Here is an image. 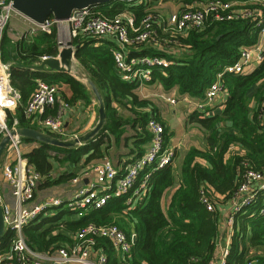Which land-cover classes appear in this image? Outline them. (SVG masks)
<instances>
[{
  "label": "trees",
  "instance_id": "trees-1",
  "mask_svg": "<svg viewBox=\"0 0 264 264\" xmlns=\"http://www.w3.org/2000/svg\"><path fill=\"white\" fill-rule=\"evenodd\" d=\"M182 1L191 4L205 0ZM93 8L108 17L128 10L137 24L145 15L141 7H130L126 0H112ZM259 32L254 21L211 23L205 30L192 31L187 38L181 39L188 49L180 57L172 59L155 49L136 53L161 55L173 62L169 67L156 68L153 75L154 81H158L167 93L177 89L182 95L202 98L217 76L223 75L222 85L229 94L223 109L215 115L193 112L188 117V123L199 124L206 130L207 149L192 148L183 160L179 175L173 165L155 171L145 196L132 205L128 202L135 199L134 194L146 171L141 173L137 184L127 194L112 197L102 209L91 210L77 220L64 219V215L75 214L68 208H54L59 210L55 215L41 218L24 228L28 246L36 252L50 253L71 244L72 236L90 224H115L128 236L132 233L137 235L132 249L133 264H210L216 261L221 206L233 197L247 169L264 173V108L261 106L264 101V60L249 74L225 72L238 60L244 47L258 43ZM95 43V39L88 37L73 40V44L78 46L76 59L104 98L107 112L105 128L94 139L76 148H61L23 138L24 143H38V147L26 154V158L29 165L44 177L40 188L73 181L76 172L68 166L78 165L83 160L86 166L107 158L112 137L119 144L128 133V128L131 134L125 139L126 144L132 141L131 153H135L136 158L143 156L145 146L152 140L147 129L151 118L164 125L165 146L169 139L168 128L154 104L138 96L135 93L137 86L126 83L117 73L112 53L114 45L105 41L101 47H96ZM58 54L57 27L51 33H40L16 44L12 43L7 32L4 34L1 59L11 65L12 85L21 93L16 111L7 113L9 127L17 119L20 127L39 129L37 123L24 114V108L36 89L37 79L57 86L59 83L68 84L75 99L87 98L82 91L83 83L74 77L66 74L52 76L37 70L36 65L42 62L43 57H56ZM119 106L125 107L131 115L128 118L119 115ZM236 146L240 148L239 153L233 151ZM200 160L205 161V165ZM57 168L64 171L53 176ZM178 181L179 186L164 211V195L167 190L176 187ZM204 189L216 202L220 203L224 198L213 212L201 202ZM262 207L260 202L254 203L236 216L239 228L226 264H245V253L251 247L264 250V216H258ZM252 214L254 217H250ZM248 232L250 236L247 239ZM14 239L15 233L7 229L0 240V251H8ZM97 249L106 254L108 264H122L109 240L98 239ZM256 264H264V257L257 258Z\"/></svg>",
  "mask_w": 264,
  "mask_h": 264
},
{
  "label": "built area",
  "instance_id": "built-area-1",
  "mask_svg": "<svg viewBox=\"0 0 264 264\" xmlns=\"http://www.w3.org/2000/svg\"><path fill=\"white\" fill-rule=\"evenodd\" d=\"M169 0H126L130 7H141L145 13L140 23H136L130 11L108 17L99 14L93 7L76 9L65 22H60L53 16L44 23L33 22L30 29L32 36L40 33H51L54 27L67 24L70 30V40L77 38H92L99 41H112L115 69L121 79L137 86V91H144L149 86L160 87L158 97L171 106L184 105L191 113L200 112L208 115L214 108L219 97L226 93L222 85V74L208 88L204 97L190 95L170 96L158 81H154V70L169 67L173 62L161 55H138L145 49H155L158 53L175 59L187 52L188 47L181 43L192 31L205 30L211 23H226L235 21H254L258 28L259 41L253 46L244 47L238 60L225 69L234 74H249L250 68L260 65L264 60V0H249L246 2L205 0L185 4L182 0H172L179 4L175 13L161 9ZM14 9V0H0V117L1 140L11 137L10 144L0 162L1 175L11 193L12 202H6L0 197L6 229L15 233L10 249L0 251V264H108L109 260L102 250L97 249V240L104 238L111 242L120 254L122 264L132 263V249L137 235L128 236L119 226L90 224L78 230L73 236V242L50 253L33 251L27 244L23 230L34 221H39L48 211L61 207L64 201L57 197H47L37 200V191L44 177L35 171L28 163L24 151V141L19 135L11 136L17 130L19 121L14 120L12 127L8 126L7 113L16 111L21 102V93L12 85L11 65L1 59V44L4 33L9 25ZM165 36V37H164ZM135 52V53H134ZM50 59L43 57L42 62ZM248 72V73H247ZM57 85L45 81H37V86L30 101L24 109L26 118L32 119L41 129L57 138L67 140L78 138L70 135L64 126V114L69 104L60 98ZM264 108V101L261 104ZM55 110L54 115H46L48 110ZM147 129L152 140L145 154L133 160L123 175L109 158H104L94 167L96 183L79 188L73 199L66 203L67 208L80 218L91 210L102 209L115 196L127 194L137 184L141 173L146 175L140 183L135 199H130L132 205L142 199L148 191L151 175L158 170L173 164L175 153L165 146V127L156 119L151 118ZM119 177V178H118ZM116 181V182H115ZM74 182H79L77 178ZM101 188L102 192L100 191ZM216 202L207 190L201 192V202L210 212L221 205ZM260 202L263 207L258 216H264V173L247 169L242 176V182L233 197L229 200L231 210L225 216L222 213L220 233L226 237V245L219 249L217 260L210 264H226L232 241L239 226L236 216L244 209ZM250 217H254L252 214ZM250 234L248 232L247 239ZM1 250V249H0ZM264 257V250L251 247L245 253V264H256L257 258Z\"/></svg>",
  "mask_w": 264,
  "mask_h": 264
},
{
  "label": "crops",
  "instance_id": "crops-1",
  "mask_svg": "<svg viewBox=\"0 0 264 264\" xmlns=\"http://www.w3.org/2000/svg\"><path fill=\"white\" fill-rule=\"evenodd\" d=\"M16 18H17V24H16L17 28L13 29L12 31L16 32L19 29L21 31V34H20L21 39L19 40L15 37V35H16L15 32L9 33L7 35L11 39L12 43L16 44L22 40L28 41V39L34 38L35 36H32L30 34V29L33 27V22L31 20H29L27 17H25L24 15L19 14V13H17ZM62 26H63V28L65 27V30L63 32L60 29H58L59 53L61 51V47H60L61 41L59 39L60 35L62 33H64V35L70 39L69 26L67 24H63ZM5 33H6V31H5ZM70 41H72V40H70ZM104 42L105 41H99V42L95 43V46L101 47ZM108 42H111L113 45H115V43L112 41H108ZM74 47H76V45H74ZM263 51H264V40H263ZM58 56H59V54H58ZM58 56L50 57V58H57ZM40 64L36 65L37 70L45 72L47 75L57 76L59 74H64V73H58L55 71H50L48 68H45L44 70H40L38 68L40 66ZM258 66L259 65H254L253 67H251L249 73L253 72ZM66 75H70V76L74 77L75 79H77L78 81H80L81 83H83L82 91L87 96L86 99H80V98L75 99L70 85L65 84V83H59L58 84L59 89H60V93H59L60 98L63 99V101H65L66 103H68L70 105L64 114L65 129L70 135H77L79 137V136H82L85 133L89 132L90 130H92L96 126V124L98 123L99 105H97L98 101H96L97 99L95 98L91 87L88 86V84H86L87 81H86L85 77H90V75L88 74V72L84 69V67L81 65V63L77 59L74 60L73 70H72L71 74H66ZM77 75H81L83 78H78ZM40 80H42V79H37L36 83H37V81H40ZM83 80H85L86 83H84ZM149 88H150V86H149ZM158 89H160V88L158 87ZM144 92H145V90L143 92L137 91V90L135 91V93L138 96H142L144 99H147L148 95H145ZM174 92H177V91L174 90ZM228 97H229L228 92L223 93L219 97V99L217 100L216 105L213 107L214 109L208 114L209 115H215L217 112L222 110L224 107V103L227 101ZM151 102H153V101H151ZM115 106L116 105H114V107ZM156 108L159 111V114H160L162 121L166 124V126L168 128L169 139L166 142V148H169V149L171 148L174 150L176 157L174 158L172 165H174V168H175L174 170L179 175L181 166L183 164V160H184L185 156L187 155V153L192 148H197V149L202 150V151H205L207 149V144H206V139H205L206 138V130L203 129L199 124H196V123L192 124L191 123V125L194 127L193 130H195L196 128L198 130V133H197L198 140H193V141L186 140L187 137H185L186 134H184L186 132L184 130V126H186V124L188 123L187 122L188 121L187 116H188V114H191V112L186 107H182V105H179V108L172 109L171 112L170 111L167 112L165 109L162 108V106H158V104L156 105ZM170 108H172L171 105H170ZM180 109H182V110H180ZM187 110H188V112H187ZM118 111H119V115H121L124 118H128L131 115L130 112L123 106H119ZM48 114L54 115L55 110L54 109L48 110L46 115H48ZM33 123H35V122L33 121ZM37 126L39 127V129H37V130H40V131L47 133L45 130L41 129V127L38 124H37ZM128 129H127L128 133L124 137H122L119 144H116L114 141V138L112 137V146H111L110 150L108 151V153L112 155L113 161L108 156H106L107 158H109L112 161L115 168L118 170L119 177L124 174L127 166L133 160L137 159L136 154L135 153L133 154L130 151L133 148L132 141H129L127 144L125 142V139L127 137H129L131 134V130L130 129L128 130ZM179 131H180V134H179ZM191 135L194 136V134H191ZM150 143L151 142H149L145 146V152L149 148ZM36 147H38V143H24L25 155L30 153ZM233 151L239 153L240 148L236 146V147H234ZM175 161H177V165L175 164ZM83 162H84V160L82 161V163H80L78 165H74L72 167L68 166V168L70 170H74L76 172L75 178H77L79 182L75 183L73 180L70 182H64V183H61L59 185H55V186L50 187V188H40L39 187L38 191H37L38 202L44 200L47 197L61 198L64 201V205H63L64 206L63 209H64V208H67L66 203L73 199L76 191L79 188L87 187V186H90L91 184H95L96 183V176H95V173L93 172V170H94V167L96 165L100 164L101 160L93 161L86 166L83 165ZM200 162L203 165H205V161L200 160ZM63 171H64V169L60 170L57 168V170H55L52 175L56 176L57 174H60V172H63ZM179 183L180 182L178 181L176 187L171 188V189L166 191L164 198H163V201H162V206H163L164 211H166L168 209V207L171 203L172 196L175 193V191L177 190ZM98 189H100V191L102 192L100 187ZM0 197L3 198V200L6 202H12L11 193L8 189L6 182L4 181V179L1 175V171H0ZM220 209H221V213H223L225 216H227L228 215L227 213L231 210V204L229 202H227L224 205H222ZM58 211L59 210L52 209V210L48 211L46 214H44V216L42 218L44 219V218L53 216ZM63 217H64V219H67V220H77V218H78L75 214L64 215ZM225 245H226V237L224 234L222 235L220 233L219 242H218V249H222ZM115 254H117V256L120 258L119 252L116 251ZM216 257H218V256H216Z\"/></svg>",
  "mask_w": 264,
  "mask_h": 264
},
{
  "label": "water",
  "instance_id": "water-1",
  "mask_svg": "<svg viewBox=\"0 0 264 264\" xmlns=\"http://www.w3.org/2000/svg\"><path fill=\"white\" fill-rule=\"evenodd\" d=\"M110 1L112 0H14V9L17 13L24 15L35 23H44L51 16L60 22H65L76 9L94 7ZM60 47L59 56L43 61L38 67L40 70L48 68L50 71L71 74L78 46L74 47L73 41H69L66 44L60 43ZM77 77L83 78L81 75H77ZM85 79L99 103V120L92 130L78 138L63 140L37 129L19 127L17 130L11 132V136L19 135L24 139H31L61 148H76L94 139L105 128L107 122L106 105L100 89L92 78L85 77ZM10 140L11 137L7 136L0 142V162L10 144ZM6 230L0 202V240L3 238ZM219 252L220 250L217 249L216 256H219Z\"/></svg>",
  "mask_w": 264,
  "mask_h": 264
},
{
  "label": "rangeland",
  "instance_id": "rangeland-1",
  "mask_svg": "<svg viewBox=\"0 0 264 264\" xmlns=\"http://www.w3.org/2000/svg\"><path fill=\"white\" fill-rule=\"evenodd\" d=\"M178 7H179V4L177 2L172 1V0H169V1H165L164 6H162L161 9H164V11L165 12H168V13H175V12L178 11ZM16 17H17V12H14L13 15H12V17H11V20L9 22V25H8V27L6 29L7 34L14 33L15 32V31H12V30L17 28L16 27V24H17V18ZM57 29H60L63 32L65 30V27L63 28V26L60 24ZM15 33H16L15 37L20 40L21 39V36H20L21 31L18 29ZM59 39H60L61 43H63V44H66V43H68L70 41V39L67 36H65L64 33H62L60 35ZM83 81H84V83H86L85 80H83ZM86 84H88V83H86ZM176 91L177 92L172 91V92H170L168 94L170 96H173V97H178L179 95L182 96V94H180L177 89H176ZM160 92H161V90L158 89V86H157V88L155 86H150V88L148 87V88L145 89L144 94L145 95H148V98H147L148 100L153 101L152 102L153 104L155 103L154 104L155 107L158 104V106H162V108L165 109L167 112L168 111L171 112L172 109L179 108V105L172 106V108H170V105L167 102L161 100L158 97V94ZM183 95H188V94H183ZM140 97L143 98L142 96H140ZM97 105H99L98 102H97ZM182 107H185V106L182 104ZM180 110H182V109H180ZM187 112H188V110H187ZM189 116H190V114H188L187 117H189ZM193 128L194 127L191 125V123H187L186 126H184V130L186 131L184 134H186L185 137H187L186 140H190V141L198 140V137H197L198 130H197V128L195 130H193ZM179 134H180V131H179ZM191 134H194V136H192ZM108 157L113 161V157H112L111 154H109ZM175 157H176V155H175ZM175 164L177 165V161H175ZM173 168H174V165H173Z\"/></svg>",
  "mask_w": 264,
  "mask_h": 264
},
{
  "label": "bare ground",
  "instance_id": "bare-ground-1",
  "mask_svg": "<svg viewBox=\"0 0 264 264\" xmlns=\"http://www.w3.org/2000/svg\"><path fill=\"white\" fill-rule=\"evenodd\" d=\"M4 113L2 111H0V117H3Z\"/></svg>",
  "mask_w": 264,
  "mask_h": 264
},
{
  "label": "clouds",
  "instance_id": "clouds-1",
  "mask_svg": "<svg viewBox=\"0 0 264 264\" xmlns=\"http://www.w3.org/2000/svg\"><path fill=\"white\" fill-rule=\"evenodd\" d=\"M0 99H2V98H0Z\"/></svg>",
  "mask_w": 264,
  "mask_h": 264
}]
</instances>
